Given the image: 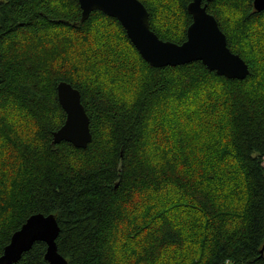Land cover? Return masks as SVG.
<instances>
[{
  "label": "trees",
  "instance_id": "16d2710c",
  "mask_svg": "<svg viewBox=\"0 0 264 264\" xmlns=\"http://www.w3.org/2000/svg\"><path fill=\"white\" fill-rule=\"evenodd\" d=\"M138 1L160 40H186L192 0ZM207 12L244 79L200 62L152 68L115 19L80 23L78 0H0V257L41 214L67 264H264V61L250 51L264 12L253 0ZM61 82L80 94L85 149L52 144ZM187 210L201 219L193 233ZM45 252L37 242L16 264H45Z\"/></svg>",
  "mask_w": 264,
  "mask_h": 264
},
{
  "label": "water",
  "instance_id": "95a60500",
  "mask_svg": "<svg viewBox=\"0 0 264 264\" xmlns=\"http://www.w3.org/2000/svg\"><path fill=\"white\" fill-rule=\"evenodd\" d=\"M212 0H192L187 6L191 24L186 40L178 45L160 40L149 27V16L138 0H78L80 23L94 11L115 19L140 57L152 68H174L200 62L208 71L228 80H242L248 74L245 62L232 53L226 37L215 18L207 12ZM255 12H264V0H253ZM57 100L65 113V121L52 134V144L66 142L77 149H85L91 140L89 120L81 104L80 94L69 84L56 87ZM59 227L53 215L36 214L29 217L10 238L0 257V264H16L22 255L37 242L46 245L45 264H67L58 253L56 239ZM264 251V246L261 253Z\"/></svg>",
  "mask_w": 264,
  "mask_h": 264
},
{
  "label": "rangeland",
  "instance_id": "374dc122",
  "mask_svg": "<svg viewBox=\"0 0 264 264\" xmlns=\"http://www.w3.org/2000/svg\"><path fill=\"white\" fill-rule=\"evenodd\" d=\"M156 1L157 0H155V2ZM263 28H264V22H263ZM98 29H104V26H99ZM256 33H258L257 28L254 30V35ZM252 44H253V47H252V49H250L252 58H254L257 61V63L261 64V62L264 61V29H263L262 35L260 33L259 37L253 39ZM123 49L125 50V48H122V51L124 52ZM123 58H125V60L127 59L128 63H129L130 58H129L128 54L125 55ZM130 62L132 63V66L134 67L135 62H133L131 60H130ZM202 100L206 101V98L205 99L202 98ZM263 165H264V160H263ZM181 215H183L182 217H183L184 228H187L190 233L195 232L196 229H194V228H198V226H200V224H201L200 217L195 212H193L192 210L183 211L181 213ZM188 254H189L188 252L185 253V255H188Z\"/></svg>",
  "mask_w": 264,
  "mask_h": 264
}]
</instances>
